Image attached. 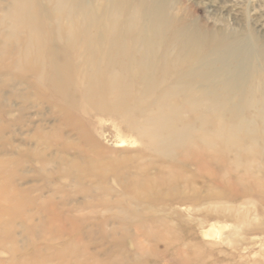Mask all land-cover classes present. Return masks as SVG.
<instances>
[{
	"label": "bare ground",
	"instance_id": "bare-ground-1",
	"mask_svg": "<svg viewBox=\"0 0 264 264\" xmlns=\"http://www.w3.org/2000/svg\"><path fill=\"white\" fill-rule=\"evenodd\" d=\"M181 9L173 0H0V63L17 70L29 103L56 109L62 125L52 124V130L63 140L61 151H73V164L86 162L79 177L105 180L110 174L122 188L119 196L138 203L152 201L164 187L197 188L196 181H210L207 192L215 184L223 193L202 198L250 196L264 207V170L249 169L264 132V42L247 28H208L180 15ZM17 92L13 96L20 97ZM92 127L110 130L117 147L126 145L122 135L139 146L106 147ZM5 164L0 160V212L6 214L0 218V248L9 253L5 264H21L19 252L5 242L14 240L26 201L13 189ZM72 220L58 218L51 232L62 234L60 226ZM69 227V237L54 244L50 255L32 243L28 263L132 264L115 253L91 252V243L78 246L76 229Z\"/></svg>",
	"mask_w": 264,
	"mask_h": 264
},
{
	"label": "rangeland",
	"instance_id": "rangeland-1",
	"mask_svg": "<svg viewBox=\"0 0 264 264\" xmlns=\"http://www.w3.org/2000/svg\"><path fill=\"white\" fill-rule=\"evenodd\" d=\"M173 2L182 7L180 15L208 28L235 31L247 28L255 38L264 42V0H173ZM17 74V70L8 71L0 63V112L2 111L0 160L8 163L5 164L7 169L4 171L11 172L13 189L23 194V201H26L23 218L17 219L14 223V240L5 242L7 248L12 247L16 249L17 254L19 252L18 262L29 264L35 246L41 249L44 256L52 254L55 250L52 246L65 241L69 237L66 231L70 230L69 226H73L77 232L74 240L78 246L86 247L87 243H91L88 248L91 252L108 251L113 257L116 254L117 258L132 264H264V207L253 203L252 197L236 195L231 199L202 198L201 196L206 193H223V189L222 185L213 184L210 186V192H207L210 181L201 183L198 180L197 188L187 189L182 185L164 187L152 201L143 200L138 203L119 196L122 188L110 174L105 180H96L95 176L82 179L78 174L81 167L84 169L86 162L73 164V151H61L60 145L63 140L53 134L52 124L62 125L55 116L56 109L46 103L40 102L39 105L29 103L24 93L27 91V85L19 82ZM16 91L20 97L13 96V92ZM255 122L262 127L259 119ZM103 123L111 122L103 120ZM93 128L92 131L100 135L106 147L133 150L139 146L132 138L122 135V138L127 139L126 145L117 147L114 139L118 137H111L110 130L99 132ZM45 133L47 135L43 138ZM259 141L260 145L257 148L261 151L257 153L256 161L254 158L250 160V172L259 167L264 170V132H259ZM227 157L231 158L232 154H228ZM143 160L149 162L147 157ZM244 168L246 159L241 161L238 170L242 171ZM62 176L64 181H67L63 182ZM125 185L130 184L127 182ZM93 187L96 192L87 191V188ZM5 215L0 212V218H4ZM62 217L73 220L66 222L63 227L60 226L65 232L54 235L50 228ZM136 224H139L141 229ZM43 225L46 232L42 228ZM1 245L0 243V247ZM0 255H4L0 257V264H5L9 253L0 248ZM51 263L59 264V260L54 259Z\"/></svg>",
	"mask_w": 264,
	"mask_h": 264
}]
</instances>
